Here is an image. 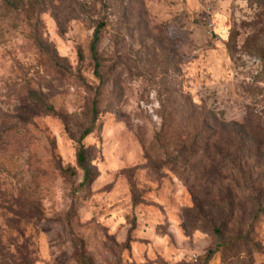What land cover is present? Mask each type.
Instances as JSON below:
<instances>
[{"label": "rangeland", "instance_id": "1", "mask_svg": "<svg viewBox=\"0 0 264 264\" xmlns=\"http://www.w3.org/2000/svg\"><path fill=\"white\" fill-rule=\"evenodd\" d=\"M0 264H264V0H0Z\"/></svg>", "mask_w": 264, "mask_h": 264}, {"label": "trees", "instance_id": "2", "mask_svg": "<svg viewBox=\"0 0 264 264\" xmlns=\"http://www.w3.org/2000/svg\"><path fill=\"white\" fill-rule=\"evenodd\" d=\"M5 1H9V0H5ZM100 25L101 27L104 26L103 23H101ZM98 31L99 29L94 33L93 40L90 46L92 56H93V59L95 60L96 65H97L96 44L98 43V40H99ZM210 122H214V123H210ZM217 122H222V121L216 116L211 117L209 115H204L200 120V124L197 126V128L195 129V132L192 135L191 144L189 148L186 150L188 154L189 152L190 153L192 152L196 156L200 152L201 155L199 156H203V159L205 160V162L209 163L210 165L216 159L214 155L221 154L220 151L216 150L215 145H214V142L218 138H223L222 134L217 135V132H215L214 124ZM210 125L212 127H210ZM90 132H91V128L84 130L80 136V139H82L85 135H87ZM238 138H239V134L232 132V137L230 140H232L231 142L233 144L236 142V139ZM234 151H236V149ZM89 155H90L89 148L85 147L84 145H81L79 147V150L77 152V157H76V161L79 167L83 171V180L81 182V185L89 184L94 179L93 168L90 165ZM215 232L217 234L218 241L214 249H209V254L215 252L218 249V247L224 246V243H225L222 239L223 235L221 233V229L219 226H215Z\"/></svg>", "mask_w": 264, "mask_h": 264}]
</instances>
